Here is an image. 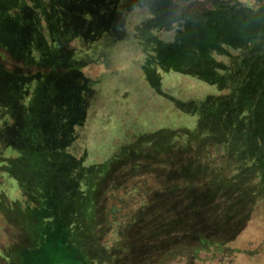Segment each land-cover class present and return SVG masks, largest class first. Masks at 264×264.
<instances>
[{
	"label": "rangeland",
	"instance_id": "374dc122",
	"mask_svg": "<svg viewBox=\"0 0 264 264\" xmlns=\"http://www.w3.org/2000/svg\"><path fill=\"white\" fill-rule=\"evenodd\" d=\"M258 2V0H91L93 7L83 13L84 6L90 7L89 0H82L79 12L75 9L76 5L70 7L71 3L68 1L53 0L52 4L48 5L46 19L43 18L38 22V27L35 26L37 30L31 25L39 15L29 10L22 13L26 20L32 18L30 25L26 21L27 24L18 27L16 24L9 26L11 28L10 31L8 29L9 53L3 54L0 50V70L13 72L16 69L14 70L16 74L21 75L41 72L39 76L41 78L37 77L35 81L22 79L19 82L22 87L24 82L32 84V89L28 92L29 99H37L39 96L42 99L50 95L56 103L73 102L82 107L85 113L79 117L75 129L79 138L85 135L88 129L90 131V128L96 127L97 116L100 113L106 114L110 110V115H114L112 129L109 131L111 139H107L105 129L98 135L102 137L100 140L102 143L111 145L106 150L97 147L94 153H101L94 155V160L106 159L109 154H113V150L133 142L139 131L150 132L154 126L173 129L181 126L194 128L203 122L204 125L212 127L215 125V121L212 120L216 116L214 105L219 101L223 103L221 106L223 114L224 112H228L229 116L231 113L237 114V118L244 126L234 133L236 139H224L216 132L218 137L215 140L218 143L225 146L224 148L235 150L243 147L244 143H252L250 132L253 129V121L250 114L256 110L264 114V22L256 18L259 13L256 12ZM203 4L204 10H200ZM142 11L144 15L140 14ZM17 12H21L19 8ZM147 15L149 19L144 18ZM187 16H195L198 21L191 27L185 26L186 22L183 23L181 19ZM85 21L86 29L89 28L91 34H98L93 40L98 38L100 41H103L104 30L109 28L114 30L112 22H122V27L118 28L121 32L116 34L115 40L108 46V55H100V61L90 64L88 61L83 67L73 66L74 68L69 70L71 72L64 71L63 68L50 69L41 65L23 68L18 62L20 56L31 45L34 46L33 42L39 49L43 45L50 47L44 49L45 56L53 55L52 59L56 58L58 61L62 57L72 58L73 65L77 63L76 60L96 58L98 43L92 41L88 43L89 46L85 44L83 47L84 39L77 38L78 32L83 34ZM125 24L126 30H131L134 26L138 29L137 35L142 38V43L128 35L121 38L122 30L125 33ZM187 31L192 34L190 37ZM110 39L112 38L106 40ZM178 46L189 47L192 50L183 54V66L187 69L175 72L161 68L163 62L170 64L181 57L175 53V47ZM81 48L82 53L79 51ZM141 48H145L147 53L141 52ZM84 53H87L88 57ZM197 53L202 57H195ZM200 68L204 71L201 75L209 78V82L189 74L191 70L196 71ZM152 70L159 72V89L150 87L147 82L146 73ZM47 74L48 76H45ZM77 76L93 81L91 87L104 86L106 90L97 93V96L95 91L92 93L89 90H81L78 88L80 81H77ZM73 78H76L75 82ZM259 84L263 86L258 87L262 89V93L258 96L259 100H256L254 96L256 86ZM73 90L75 97L70 96L72 98L65 100L66 94L73 93ZM29 99L26 101L31 103ZM42 100L46 102L45 99ZM39 102L42 106V101ZM256 104L260 106L257 107ZM244 112L248 117L241 115ZM35 114L41 117L42 108ZM11 119L13 117L8 119L7 124ZM259 127L257 125V128ZM212 155L215 156L214 153ZM164 160L162 168L157 160L154 161L155 165L146 174L149 183L156 187L152 195L155 204L146 211L145 218L137 221L129 236L126 234L120 241L112 239L113 236L104 240L105 242L101 244L105 252L104 257L94 248L87 250L84 263H219L222 255L217 254L214 249L201 251L199 253L201 260L190 257V244L197 247L199 245L197 240L202 236L223 240L231 248V255L225 258L228 261L224 260L222 264H264V200L245 208L209 209L202 207L203 205L197 207L191 205L185 210H177L169 198L159 194L157 186L166 184L167 186H164L168 189L172 183L183 184L185 179L180 172L170 166L172 162L168 157ZM132 172L120 167L112 181L123 180L124 176L127 174L129 176ZM182 172L185 174L183 170ZM30 201V197L9 176H0V264H79L52 228L45 227L46 225L42 226L37 241L30 245L31 241L15 215L16 210L26 215V210L32 206ZM100 204L104 210V202ZM26 244L29 246L27 250L21 252V256L12 250L15 246ZM184 248L185 253L179 256ZM179 249L180 252L176 253Z\"/></svg>",
	"mask_w": 264,
	"mask_h": 264
},
{
	"label": "trees",
	"instance_id": "16d2710c",
	"mask_svg": "<svg viewBox=\"0 0 264 264\" xmlns=\"http://www.w3.org/2000/svg\"><path fill=\"white\" fill-rule=\"evenodd\" d=\"M52 1L0 0V50L3 54L9 53L8 29L9 31L11 29L9 26L16 24L18 27L27 22L30 25L32 18L26 20L22 13L24 10H29L39 15L31 25L32 28H36V25L38 27V22L43 18L46 19L45 14L48 13V5L52 4ZM60 1L70 2L72 4L70 7L76 5L77 12L81 9L82 0ZM258 1L260 6L258 5L256 9V12H259L256 18L264 22V0ZM89 3L90 7L84 6L83 13L93 7L91 0ZM204 5L199 9H203ZM18 8L20 13L17 12ZM140 14L144 15V11ZM144 18L150 17L147 15ZM181 21L186 22L185 26L191 27L198 18L187 16ZM112 25L115 26L114 30L110 28L104 30L103 41L98 38L93 40L98 34H91L92 31H89V28L86 29V21L85 28L82 30L83 34L76 32L77 38L84 39L83 47L85 44L89 46L88 43L92 41L98 43L96 58L76 60L77 63L73 65L72 58L62 57L58 61L56 58L52 59L53 55L45 56L44 49L49 46L43 45L39 49L33 42L34 46L31 45L20 56L18 62L23 68L41 65L50 69L63 68L64 71L71 70L73 66L83 67L88 61V64L98 62L100 55H108V46L115 40L116 34L121 32L118 28L122 27V22H112ZM124 30L125 33L122 30L121 38L123 35H128L142 43V38L137 35L138 29L135 26L131 30H126L125 24ZM191 35L189 32V37ZM109 38L112 39L107 41L106 39ZM100 43L102 45H99ZM79 51L82 53L83 49ZM140 51L147 53L145 48H141ZM191 51L189 47H175V53L181 56L178 62L174 61L170 64L163 62L161 68L175 72L187 69L183 66V54ZM84 54L88 57L87 53ZM195 57L202 56L197 53ZM14 70L13 72L0 70V176H9L31 199L32 206L26 210V215L20 214L18 210L15 211L17 222L32 243L30 245L37 241L42 226L46 225L45 227L52 228L79 264H85L84 256L87 255V250L90 251L93 248L104 257L105 252L101 246L104 240L111 239L110 236H113L112 239L116 238L118 242V239L120 241V238L125 237L126 234L129 236L130 230L136 227L137 221L140 222L145 218L146 211L154 206L155 199L152 195L156 186L149 183L146 174L153 168L156 160L162 168L165 164L164 158L167 157L172 162L170 166L183 175L185 182L172 183L168 189L164 186L166 184H160L157 187L159 194L169 198L177 210H185L191 205L194 207L203 205L202 207L209 209L245 208L264 200V114H260L262 111L256 110L253 114L250 112L253 121V129L250 132L253 138L252 143H244L243 147L235 148V150L224 148L225 146L218 143L215 138L219 133L224 139H236L237 136L234 133L244 126L237 118V114L231 113L230 116L228 112L223 114V109L221 110L223 103L219 101L214 105L216 116L212 120L215 121L212 127L204 125L203 122L194 128L181 126L173 129L163 128L160 125L154 126L150 132L139 131L133 142L113 150V154H109L106 159L94 160L93 156L101 153H94L97 147L106 150L111 145L102 143L100 141L102 137L98 135L105 129L107 139H111L109 131L112 129L114 115H110V110L106 114L100 113L97 116L96 127L90 128V131L88 129L87 133L79 138L75 129H77L79 117L83 115V112L85 113L84 109L73 102L66 104L57 101L56 103L50 95L42 98L46 100L45 103L40 96L37 99H29L28 92L32 89V84L24 82L22 87L19 82L22 79L24 81L27 79L29 82L35 81L41 76V72H30V74L25 72L26 74L21 75L16 74ZM203 72V68H200L196 71L191 70L189 74L209 82V78L201 75ZM158 73L156 70L146 73L147 82L152 88L160 87ZM73 79L75 82L76 78ZM77 79L80 81L78 88L92 91V93L95 91V96L106 90L104 86L91 87L94 82L81 76H77ZM258 87L263 86L260 84L256 86V94L253 95L256 100H259L258 96L262 93V89ZM74 90L73 93L66 94L65 100L70 96L75 97ZM28 99L31 103L26 101ZM38 100L42 101V106ZM249 103H251L250 100ZM41 108L42 116L40 117L35 113ZM241 115L248 117L245 112ZM9 116L13 119L7 124L11 118ZM253 116H255L254 120ZM257 125L260 127L257 128ZM223 132L225 133L222 134ZM9 153L12 157L7 156ZM213 153L215 156L212 155ZM120 167L133 172L129 176L128 174L124 176L123 180L113 182V176ZM102 198H104L102 200L104 210L100 207ZM101 230H103L102 233H100ZM197 241L199 245L195 247L190 244L189 249L190 257L194 260H201L199 256L201 251L207 252L214 249L217 254L222 255L220 264L224 260L228 261L225 258L231 255L232 250L223 240L200 236ZM28 246L27 244L15 246L12 250L21 256V252L27 250ZM185 251L186 248L182 252L179 249L176 253L180 252L179 256H182Z\"/></svg>",
	"mask_w": 264,
	"mask_h": 264
}]
</instances>
